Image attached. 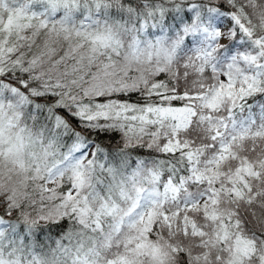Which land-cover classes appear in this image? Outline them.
Wrapping results in <instances>:
<instances>
[{"label":"snow or ice","instance_id":"obj_1","mask_svg":"<svg viewBox=\"0 0 264 264\" xmlns=\"http://www.w3.org/2000/svg\"><path fill=\"white\" fill-rule=\"evenodd\" d=\"M257 95L264 0H0V264H264Z\"/></svg>","mask_w":264,"mask_h":264},{"label":"trees","instance_id":"obj_2","mask_svg":"<svg viewBox=\"0 0 264 264\" xmlns=\"http://www.w3.org/2000/svg\"><path fill=\"white\" fill-rule=\"evenodd\" d=\"M262 111H264V97L257 95L255 97H250L248 99V101L246 102L245 108L240 110L239 115L243 118H247L249 115H251L253 119H258V117ZM9 160L0 161V163H2L4 165L5 171H7V169L12 166L11 162L10 163L8 162ZM21 226L22 225H20V224H16V230H15V232H13L10 229L9 222L6 221L5 224L0 225V229H4L5 231L8 232V235L11 239H15L16 233H19V229ZM35 234L39 235V231L37 230ZM25 235H27V229L26 228H25V232L20 234V239H23V237ZM48 236H49V233H47V230H46V234L43 237H41V239L43 241H45V243H49L50 241L48 239ZM54 238H56V237L54 236ZM29 239L30 240L34 239V237H30ZM49 258H51V257L49 256Z\"/></svg>","mask_w":264,"mask_h":264},{"label":"clouds","instance_id":"obj_3","mask_svg":"<svg viewBox=\"0 0 264 264\" xmlns=\"http://www.w3.org/2000/svg\"><path fill=\"white\" fill-rule=\"evenodd\" d=\"M8 162L10 163L11 161L9 160Z\"/></svg>","mask_w":264,"mask_h":264}]
</instances>
